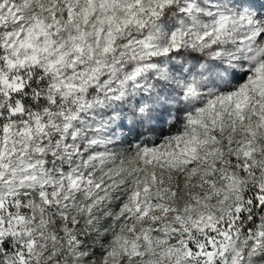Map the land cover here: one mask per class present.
Here are the masks:
<instances>
[{
    "label": "snow or ice",
    "instance_id": "obj_1",
    "mask_svg": "<svg viewBox=\"0 0 264 264\" xmlns=\"http://www.w3.org/2000/svg\"><path fill=\"white\" fill-rule=\"evenodd\" d=\"M0 264H264V0H0Z\"/></svg>",
    "mask_w": 264,
    "mask_h": 264
}]
</instances>
